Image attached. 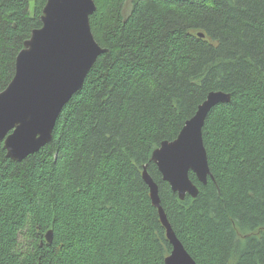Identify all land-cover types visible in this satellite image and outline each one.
<instances>
[{
    "label": "trees",
    "instance_id": "obj_1",
    "mask_svg": "<svg viewBox=\"0 0 264 264\" xmlns=\"http://www.w3.org/2000/svg\"><path fill=\"white\" fill-rule=\"evenodd\" d=\"M93 1L107 51L51 140L21 161L0 142V264H165L144 168L196 264H264V0ZM45 2L0 0V91ZM212 90L230 94L202 127L212 177L189 172L198 194L180 199L151 154Z\"/></svg>",
    "mask_w": 264,
    "mask_h": 264
},
{
    "label": "water",
    "instance_id": "obj_2",
    "mask_svg": "<svg viewBox=\"0 0 264 264\" xmlns=\"http://www.w3.org/2000/svg\"><path fill=\"white\" fill-rule=\"evenodd\" d=\"M95 9L93 0H46L41 26L34 28L24 42L15 59L14 75L0 91V142L6 157L21 161L51 140L61 109L82 87L96 58L107 51L96 42L91 31L89 17ZM229 101V93L208 92L176 138L162 141L152 151L151 160L163 181L180 199L198 194L189 172L202 184L212 177L202 127L213 106ZM142 178L171 244L165 264H196L172 230L160 204L158 185L145 168ZM52 237V230H48L46 242H51Z\"/></svg>",
    "mask_w": 264,
    "mask_h": 264
},
{
    "label": "rangeland",
    "instance_id": "obj_3",
    "mask_svg": "<svg viewBox=\"0 0 264 264\" xmlns=\"http://www.w3.org/2000/svg\"><path fill=\"white\" fill-rule=\"evenodd\" d=\"M129 9H130V2H126V6H125V14L128 13Z\"/></svg>",
    "mask_w": 264,
    "mask_h": 264
}]
</instances>
